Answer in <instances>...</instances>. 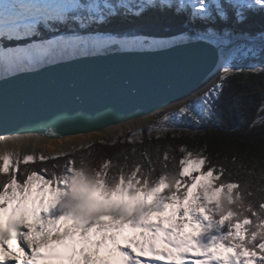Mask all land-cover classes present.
<instances>
[{"label": "snow or ice", "instance_id": "snow-or-ice-1", "mask_svg": "<svg viewBox=\"0 0 264 264\" xmlns=\"http://www.w3.org/2000/svg\"><path fill=\"white\" fill-rule=\"evenodd\" d=\"M155 4L156 0H89L87 4L81 0H0V80L29 71L54 56L75 59L114 50L156 51L188 42L209 43V37L229 43L227 38L237 32L235 26L247 20L246 10L264 11V0H224L223 3L179 0L178 5L173 0H159L161 7L175 6L174 15L190 8L184 20L186 27L197 20L204 27L167 37L105 30L88 36L73 33L32 39L40 28L59 31L57 25L66 27V23L80 28L89 24L103 28L114 19H126L128 14L140 17L145 8ZM225 5L232 9V26L220 30L213 22L227 24ZM245 34L239 30V35ZM260 36L264 39V30ZM25 39L32 42L5 46L7 41ZM247 67L251 72L264 73V63L253 62ZM218 68L220 75L215 82L182 100L178 108L165 111L160 119L148 125L149 135L157 131L159 139L168 131L174 132L185 119L199 125L210 118L227 81L245 71L231 61ZM257 124L264 125V101L249 127ZM141 131H133L129 142L135 144ZM8 139L0 136V141ZM115 142V139L111 141ZM178 150L181 155L177 163L170 147L160 158L157 145L161 172L155 178L154 161L144 151L141 153L144 159L131 165L127 157L123 165L108 159L94 165L81 156L79 160L67 159L63 165H53L59 167V172H52L49 178L25 169L20 173L26 175L23 180H18V169L12 168L10 155L5 151L0 155L3 162L0 174H4L0 176V264H39L40 261L113 264L112 260L99 256L101 250L109 256H118V264H264V187L249 191L251 185L247 181L242 189L236 183L226 182L221 178L225 168L220 162H212L206 155V147L189 150L182 144ZM15 155L19 163L20 153ZM57 156L66 157L67 153L61 151ZM38 158L50 159L42 154ZM33 160L31 154L23 156L26 164ZM225 188L229 196L222 204L220 195ZM233 189H237L235 199L231 194ZM166 210H170L168 214ZM5 212L9 213L7 219L2 217ZM27 214L33 223L27 222ZM153 214L157 222L151 219ZM249 214L255 218L256 226L248 228L250 235L246 239L243 229L252 223ZM69 219L73 222L71 227H62L61 222ZM185 224L198 232L184 233ZM126 227L140 229L136 234L139 239L123 237L126 244L121 245L119 238ZM229 246L235 251L219 252L220 248Z\"/></svg>", "mask_w": 264, "mask_h": 264}, {"label": "water", "instance_id": "water-1", "mask_svg": "<svg viewBox=\"0 0 264 264\" xmlns=\"http://www.w3.org/2000/svg\"><path fill=\"white\" fill-rule=\"evenodd\" d=\"M220 48L210 40L57 58L0 80V136L57 139L163 112L208 79Z\"/></svg>", "mask_w": 264, "mask_h": 264}, {"label": "trees", "instance_id": "trees-1", "mask_svg": "<svg viewBox=\"0 0 264 264\" xmlns=\"http://www.w3.org/2000/svg\"><path fill=\"white\" fill-rule=\"evenodd\" d=\"M89 0H81L82 4H87ZM115 2V0H113ZM138 2V0H136ZM176 2V3H175ZM223 3L224 0H221ZM174 5L179 4V0H173ZM228 11L229 19L227 24L221 23L219 20H214L213 26L217 29H224L232 26V9L225 5ZM134 11V9H133ZM215 9L213 8V12ZM175 6L164 8L156 4L151 8H145L142 16L128 14L127 18L112 20L110 24H106L103 28L93 27L92 24L85 28H80L72 23H66V27H60L59 31H47L40 28L36 37L37 39L43 36L44 39H51L54 35H71L73 33L81 36H88L96 33H102L105 30L111 31H131L141 35H154L157 37H167L173 34H178L186 30H195L203 28L204 25L199 21H194L187 25L184 24L186 18L185 11L182 14L174 15ZM247 20L243 24L236 25L237 32L231 36L233 38H245L251 41H263L260 32L264 30V11H247ZM239 30H243L245 35H239ZM29 39L21 41H7L6 47L16 46V43H30ZM234 65L241 66L245 69L242 74L236 75L227 81L223 89L222 96L217 103L214 114L210 118L204 119L203 123L197 125L191 120L185 119L181 122L176 130L168 131L160 136L157 131H152L149 135L148 125L139 127L142 129L139 133L140 139L135 144L129 142L128 137L133 131H128L123 136H116L111 140H105L107 143L100 141L92 143L89 147L78 150L75 153L68 154L66 157H50L48 160H35L27 164L22 161L18 166V180H23L26 175H20L25 169L37 171V174L49 178L52 172H59V167L53 165H63L67 159L79 160L81 156L87 157L94 165H98L104 159L110 160L113 164L123 165L125 157L131 165L136 160H143L141 155L147 151L149 157L154 161V178L158 177L161 172V165L157 158V145L160 146L159 157H163L166 148H171V155L178 159L181 155L178 148L180 145H186L189 150H198L206 147V155L214 164L220 162L225 168V173L221 177L226 182L236 183L241 189L244 182H249V191H254L257 188L264 187V125L250 128L249 122L256 116L258 107L264 101V73H254L248 69V65L253 62L264 63V41L258 45L257 55L248 57H238L231 61ZM156 121V120H155ZM115 139V143L111 141ZM142 141V142H141ZM135 149V151H133ZM235 157V160H233ZM171 168V163H169ZM46 170V172L41 171ZM127 171V170H126ZM231 173L229 178L228 174ZM251 173V175H249ZM111 174V173H110ZM119 174L117 170V175ZM196 175V173H193ZM4 174H0L3 176ZM237 189L232 190L233 199ZM243 196V192H241ZM229 196L228 190L225 188L220 195L222 204L227 202ZM251 199L252 197H245ZM234 219V218H233ZM251 224L245 226V238L250 235L249 227L255 228V218L249 214ZM224 249H230L234 252L235 249L230 246Z\"/></svg>", "mask_w": 264, "mask_h": 264}, {"label": "bare ground", "instance_id": "bare-ground-1", "mask_svg": "<svg viewBox=\"0 0 264 264\" xmlns=\"http://www.w3.org/2000/svg\"><path fill=\"white\" fill-rule=\"evenodd\" d=\"M54 57H56L55 60L57 58H61V57H57V56H54ZM50 58H53V57H50ZM51 61H53V60H51ZM224 63H225L224 59H223V57H221V62L219 64V66L222 67V65ZM219 75H220V69L217 67L213 71V73L208 77V79L199 88H197L191 95L198 93L199 91L204 90L211 83L215 82ZM181 101H179L177 104L170 106L169 108H167L164 111H169L171 109L178 108ZM151 119H152V115L147 116V117L138 118V119H133V120H130L128 122H124V123H121L118 125H114V126H111L109 128H106L104 130H101L99 132L81 134V135H71V136H67V137H63V138H57V139H55V138H52V139L51 138H44V137H39V136L34 137L32 135L5 136V137H8L9 139L6 142L0 141V155H3L4 152L7 151L10 155V160H11L12 168H13V167H16L18 165L17 157L15 155V153H17V152L20 153L19 162L23 159V156L27 155L28 153H34L35 155H38L40 153V154L46 156V155H49V154L56 152V151L67 152V151H69L70 143H72V142L79 144L80 142H82V140L90 138L91 136H94V135L97 138L114 137L115 135L124 134V133L128 132L129 130L135 129V128L139 127L140 125L149 122ZM13 137H17V138L28 137V138L24 139V140L16 141V140L12 139ZM2 163L3 162L0 161V164H2ZM186 204H187V202H186ZM27 218L32 220L30 214H27ZM32 223H33V220H32ZM72 223L73 222L69 219L67 221H62L61 226L70 228ZM184 226L186 228H191L187 224H185ZM131 233H132V229L126 227L124 232H123V235L119 238V242L121 243V245L126 244V241L123 237H135ZM44 264H57V262L50 261V262H46ZM64 264H67V263H64Z\"/></svg>", "mask_w": 264, "mask_h": 264}, {"label": "rangeland", "instance_id": "rangeland-1", "mask_svg": "<svg viewBox=\"0 0 264 264\" xmlns=\"http://www.w3.org/2000/svg\"><path fill=\"white\" fill-rule=\"evenodd\" d=\"M188 10V13L191 11V9H187ZM43 36L41 35L40 39H44L42 38ZM230 42L229 43H224L222 39L220 38H213V37H209V40H211L212 42H214L215 44H218L221 46L220 48V53H221V57H223L224 59V62H229V61H233L234 59H237L238 57H248V56H254V55H257V48H258V45H261L263 41H258V40H255V41H251V40H247L245 38H233L232 36H229L227 38ZM14 47V46H12ZM56 57H53V58H49L46 62L44 63H47L48 61H51V60H55ZM42 63V64H44ZM42 64H39L37 66H40ZM36 66V67H37ZM163 112H159V113H156L154 115H152V119L149 121V123H151L152 121H155V120H158L162 117ZM139 128V127H137ZM135 128V129H137ZM135 129H132V130H129V131H133ZM127 133V132H126ZM126 133L124 134H118V135H115L114 137L116 136H123L125 135ZM34 137H36L35 135H32ZM114 137H105V138H97L95 135L94 136H91L90 138H87L85 140H82V142H80L79 144L78 143H75V142H72L70 143V149L69 151L65 152L68 154H72V153H75L77 152L78 150H81V149H84L86 148L87 146L91 145L92 143H95V142H98V141H105V140H111L112 138ZM86 138V137H85ZM61 152V151H56V152H53L49 155H46L48 157H55L57 156V154ZM33 155L34 156V160H38V155H35L34 153H28L27 155ZM23 161V159L18 163V165L16 167H13V169H18V166L19 164ZM12 170V169H10ZM38 175H41L38 173ZM37 186H39V182H36ZM33 191H35V189H33ZM9 192H11V189H9ZM44 199H45V202H47V199H48V195L45 194L44 196ZM186 202L185 201V205H186ZM211 206V205H210ZM170 210H166V213L165 214H168ZM9 216V213L8 212H5L2 214V217L3 219H7ZM32 218V217H31ZM105 219H107L105 217ZM151 219L153 220V222H157V216L155 214H153V216L151 217ZM27 222L28 223H32V220H30L29 218H27ZM166 223V222H165ZM24 230V229H22ZM75 231V230H74ZM140 231V229H132V233L135 238L139 239V237L136 235L138 232ZM183 231L184 233H190V234H193L195 235L197 232H198V229H193V228H186L184 226L183 228ZM10 243H15L14 241H10ZM219 252L221 254H227L229 253V251L227 250H224L222 248L219 249Z\"/></svg>", "mask_w": 264, "mask_h": 264}]
</instances>
